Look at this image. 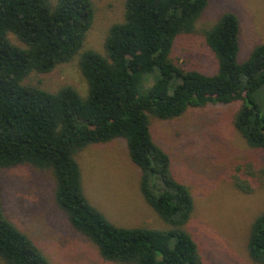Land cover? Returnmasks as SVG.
<instances>
[{"label": "trees", "instance_id": "16d2710c", "mask_svg": "<svg viewBox=\"0 0 264 264\" xmlns=\"http://www.w3.org/2000/svg\"><path fill=\"white\" fill-rule=\"evenodd\" d=\"M210 1L127 0L124 21L110 27L103 51H96L84 50L96 17L92 0H0V168L31 164L51 171L56 204L106 261L206 264L202 245L186 228L196 208L192 190L155 142L153 118L241 102L234 125L252 149L264 153V43L239 62V17L225 13L206 32L216 74L187 70L172 59L176 40L194 33ZM77 56L86 97L70 86L48 92L25 83L32 73L50 74ZM154 73L144 92L146 76ZM115 139L126 141L141 172V195L167 225L164 230L116 226L86 197L77 154ZM232 180L241 193H253L245 174ZM247 251L253 263L264 264V212L251 226ZM0 261L53 264L7 218L1 183Z\"/></svg>", "mask_w": 264, "mask_h": 264}, {"label": "rangeland", "instance_id": "374dc122", "mask_svg": "<svg viewBox=\"0 0 264 264\" xmlns=\"http://www.w3.org/2000/svg\"><path fill=\"white\" fill-rule=\"evenodd\" d=\"M92 1L96 17L84 50L103 51L110 27L125 19L127 0ZM228 12L239 17L238 60L247 61L254 48L264 43V0H211L194 33L176 40L172 59L187 70L216 74L218 62L207 46L206 32ZM11 39L18 43L15 37ZM156 74L146 76L144 92ZM25 83L48 92L70 86L82 97L88 94L79 56L50 74L32 73ZM241 104H209L190 108L180 118L151 120L155 142L171 157L175 175L192 190L196 208L186 228L202 245L206 264H255L247 242L255 218L264 212V153L252 149L234 125ZM77 160L86 197L112 224L167 227L141 195V172L132 163L125 140L90 145L77 154ZM236 174H245L253 193L243 194L235 188L232 176ZM0 183L7 218L53 264H118L104 260L96 245L73 229L56 204L51 171L31 164L0 168Z\"/></svg>", "mask_w": 264, "mask_h": 264}]
</instances>
